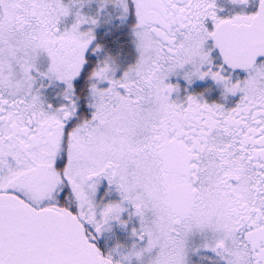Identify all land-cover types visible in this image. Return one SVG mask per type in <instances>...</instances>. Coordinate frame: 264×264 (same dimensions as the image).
I'll return each instance as SVG.
<instances>
[{"label": "snow or ice", "instance_id": "snow-or-ice-1", "mask_svg": "<svg viewBox=\"0 0 264 264\" xmlns=\"http://www.w3.org/2000/svg\"><path fill=\"white\" fill-rule=\"evenodd\" d=\"M0 264H264V0H0Z\"/></svg>", "mask_w": 264, "mask_h": 264}]
</instances>
